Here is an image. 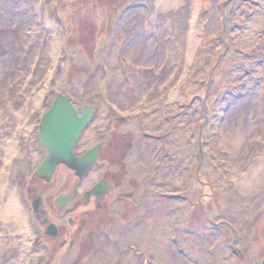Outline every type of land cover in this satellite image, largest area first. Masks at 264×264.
I'll return each mask as SVG.
<instances>
[{"label":"rangeland","instance_id":"1","mask_svg":"<svg viewBox=\"0 0 264 264\" xmlns=\"http://www.w3.org/2000/svg\"><path fill=\"white\" fill-rule=\"evenodd\" d=\"M262 14L264 0H187L173 8L162 0H0V150L13 151H0L3 263H43L24 189L41 163L43 116L64 94L80 111L95 109L81 146L118 127L135 135L137 155L158 171L153 188L172 195L170 212L165 199L145 197L153 206L154 264H262L264 183L247 189L264 160V21L255 26ZM91 56L98 61L89 70ZM216 76L208 116L201 99L187 100ZM104 105L110 114L101 113ZM199 168L212 185L207 195L193 177ZM11 204L14 213L5 211ZM160 212H168L166 222ZM173 234L188 254L177 253Z\"/></svg>","mask_w":264,"mask_h":264},{"label":"flooded vegetation","instance_id":"2","mask_svg":"<svg viewBox=\"0 0 264 264\" xmlns=\"http://www.w3.org/2000/svg\"><path fill=\"white\" fill-rule=\"evenodd\" d=\"M96 147L83 177L62 164L51 181L29 186L36 256L42 264H154L153 206L145 197L165 199L169 212L173 199L153 188L158 171L137 155L135 135L118 127L92 146L78 143L76 152ZM160 213L166 222L168 212Z\"/></svg>","mask_w":264,"mask_h":264},{"label":"water","instance_id":"3","mask_svg":"<svg viewBox=\"0 0 264 264\" xmlns=\"http://www.w3.org/2000/svg\"><path fill=\"white\" fill-rule=\"evenodd\" d=\"M89 119V112L79 117L66 98L57 99L41 125L39 142L47 146L49 155L37 171L39 176L48 180L59 163L66 164L80 175L86 170L93 162L94 154L78 158L73 148Z\"/></svg>","mask_w":264,"mask_h":264},{"label":"bare ground","instance_id":"4","mask_svg":"<svg viewBox=\"0 0 264 264\" xmlns=\"http://www.w3.org/2000/svg\"><path fill=\"white\" fill-rule=\"evenodd\" d=\"M181 1H187V0H162V6L163 7H167V8H170V7L173 8V6H175V5L177 6V4H180ZM196 2H197V0H193L194 4H196ZM262 16L264 17V15L262 14V15H259V17L256 19L255 26H260L261 23H263L264 18ZM2 40H4L3 42L6 43V41L8 39L2 38ZM96 82H101V81H96ZM105 110H106V107L104 106V108L102 109L101 113L105 114ZM239 139H240V137L238 136L237 139L236 140L233 139V141L237 142V141H239ZM6 144H10V143L6 142L5 145ZM0 151H2V150H0ZM9 151H12V147L9 148ZM2 152H5L8 155V154L12 153L13 151L12 152H6L5 148L3 147V151ZM251 172L257 173V180L251 179V180L247 181V183H248L247 189L250 192L251 191H255V190H259L262 187L263 183H264V160L262 161L261 159H259L258 162L255 164V166L252 168ZM1 193L2 192L0 190V194ZM5 211H9V213H14L16 211V208H15V206L13 204H11L9 207L6 208ZM2 213H3V210H2ZM24 235L28 236V231L26 232V230H24ZM21 262H22V259L21 260L18 259L14 263H11L10 260H7L5 264H22ZM0 264H4L2 257H0ZM126 264H130V263L126 262Z\"/></svg>","mask_w":264,"mask_h":264},{"label":"trees","instance_id":"5","mask_svg":"<svg viewBox=\"0 0 264 264\" xmlns=\"http://www.w3.org/2000/svg\"><path fill=\"white\" fill-rule=\"evenodd\" d=\"M226 71H227V69H226ZM215 78L217 79V81H218V82H220V79H219V77H218V76H216Z\"/></svg>","mask_w":264,"mask_h":264}]
</instances>
